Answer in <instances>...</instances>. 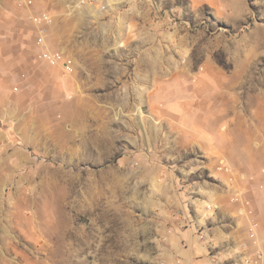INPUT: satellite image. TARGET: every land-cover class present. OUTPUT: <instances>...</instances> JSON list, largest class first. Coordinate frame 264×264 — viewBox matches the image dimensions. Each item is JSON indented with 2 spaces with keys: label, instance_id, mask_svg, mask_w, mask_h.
Returning a JSON list of instances; mask_svg holds the SVG:
<instances>
[{
  "label": "rangeland",
  "instance_id": "rangeland-1",
  "mask_svg": "<svg viewBox=\"0 0 264 264\" xmlns=\"http://www.w3.org/2000/svg\"><path fill=\"white\" fill-rule=\"evenodd\" d=\"M31 13L50 22L27 17L0 100V264H264V0Z\"/></svg>",
  "mask_w": 264,
  "mask_h": 264
},
{
  "label": "crops",
  "instance_id": "crops-1",
  "mask_svg": "<svg viewBox=\"0 0 264 264\" xmlns=\"http://www.w3.org/2000/svg\"><path fill=\"white\" fill-rule=\"evenodd\" d=\"M28 1L31 3L27 4ZM31 4L32 0H0V100L18 90L21 83L16 71L19 63L13 59V53L22 52L19 42L26 33L25 28L30 27L26 25L27 17L33 20L37 15L28 14Z\"/></svg>",
  "mask_w": 264,
  "mask_h": 264
},
{
  "label": "built area",
  "instance_id": "built-area-1",
  "mask_svg": "<svg viewBox=\"0 0 264 264\" xmlns=\"http://www.w3.org/2000/svg\"><path fill=\"white\" fill-rule=\"evenodd\" d=\"M100 7L105 8V6L108 3V0H81V3H99ZM31 2L28 1L27 4H30ZM33 21L37 25H43L50 22V17L46 13L37 14L36 16H33ZM43 43V39L41 35L37 38V44L41 45ZM37 57L39 60L48 62L50 65H61L63 68H66L68 71H71V66L69 65V62L66 61L62 54L58 51L48 50V49H42L38 54Z\"/></svg>",
  "mask_w": 264,
  "mask_h": 264
}]
</instances>
